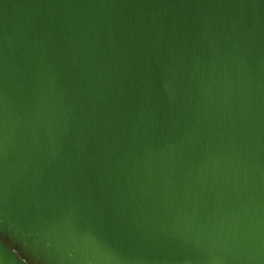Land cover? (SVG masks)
<instances>
[{
	"label": "water",
	"instance_id": "95a60500",
	"mask_svg": "<svg viewBox=\"0 0 264 264\" xmlns=\"http://www.w3.org/2000/svg\"><path fill=\"white\" fill-rule=\"evenodd\" d=\"M0 264H264V0H0Z\"/></svg>",
	"mask_w": 264,
	"mask_h": 264
}]
</instances>
